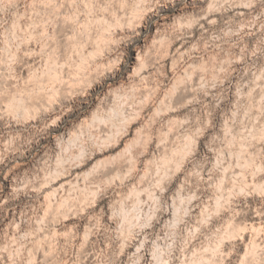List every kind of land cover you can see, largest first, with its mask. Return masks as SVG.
Wrapping results in <instances>:
<instances>
[{"label":"rangeland","instance_id":"rangeland-1","mask_svg":"<svg viewBox=\"0 0 264 264\" xmlns=\"http://www.w3.org/2000/svg\"><path fill=\"white\" fill-rule=\"evenodd\" d=\"M0 264H264V0H0Z\"/></svg>","mask_w":264,"mask_h":264},{"label":"bare ground","instance_id":"bare-ground-1","mask_svg":"<svg viewBox=\"0 0 264 264\" xmlns=\"http://www.w3.org/2000/svg\"><path fill=\"white\" fill-rule=\"evenodd\" d=\"M45 4V3H44ZM46 5H47V3H46ZM52 9V8H51ZM142 10H144V9H142ZM140 12V11H139ZM53 13H54V16H55V18L54 19H56V18H58V17H60V19L61 20H69L70 19V16L68 15V14H62V13H60L59 12V9H58V7H54L53 8ZM137 13V12H136ZM135 13V14H136ZM140 14V13H139ZM146 14V13H145ZM142 16V15H141ZM71 21V20H70ZM110 26H112V25H110ZM109 26V27H110ZM109 27L108 28H106V30H109ZM91 29V28H90ZM119 29V28H118ZM87 32V31H86ZM104 32V31H103ZM47 33V32H46ZM73 35V34H72ZM52 38H55L54 37V34L52 33ZM96 36V35H95ZM30 37V36H29ZM47 38V37H46ZM115 38H116V36H115V34H114V31H113V33H109L108 35L106 34V35H100L96 40H98V41H100V42H111V43H114V42H116V40H115ZM54 41V40H53ZM116 44V43H115ZM81 46V44L79 43L78 44V47H80ZM82 47V46H81ZM107 47V46H106ZM106 47L104 48L103 46H98L97 47V49H96V51L92 54V55H90V56H100V57H102L103 55V53L105 52V50H106ZM74 48V47H73ZM107 50H108V47H107ZM15 54V53H14ZM13 55V54H12ZM14 56V55H13ZM80 57L83 59V60H85L86 61V57L84 58V54H83V52H80ZM69 58V57H68ZM141 53L138 51L137 53H136V58H135V63L137 64V65H140L141 63H142V61H141ZM73 59V58H72ZM109 63V62H108ZM98 65H101V62H100V64H98ZM84 67V66H83ZM93 67V66H92ZM95 69L98 67L97 66V64H95ZM85 69L86 70H88V68H86V67H84V71H85ZM79 70V69H78ZM57 71V70H56ZM42 73V72H41ZM45 75H46V73H45ZM44 77V76H43ZM77 77H78V75H77ZM81 77V76H80ZM75 78V77H74ZM85 78V77H84ZM40 79V78H39ZM49 79V83H50V85H52V84H55V86L56 87H52V93L50 94V96L48 97L49 98V104H50V102L52 103V102H56L57 100H58V97H60L59 96V93H60V91H59V87L61 86V82H63V76L61 77V75H59V73H57V72H54L53 73V75L52 76H50V78H48ZM79 80V79H78ZM78 80H76V81H78ZM89 83V82H88ZM41 84V83H40ZM77 84H78V82H77ZM39 86V87H38ZM47 86H48V84H47ZM46 86V87H47ZM39 89H38V88ZM37 90H42V88H41V85H37ZM40 90V91H41ZM39 91V92H40ZM12 105V104H11ZM28 113V112H27Z\"/></svg>","mask_w":264,"mask_h":264}]
</instances>
